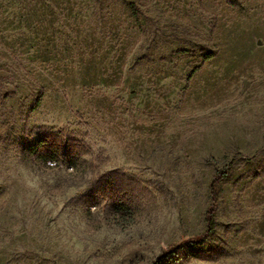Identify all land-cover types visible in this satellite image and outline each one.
<instances>
[{"label": "rangeland", "instance_id": "obj_1", "mask_svg": "<svg viewBox=\"0 0 264 264\" xmlns=\"http://www.w3.org/2000/svg\"><path fill=\"white\" fill-rule=\"evenodd\" d=\"M0 264H264V0H0Z\"/></svg>", "mask_w": 264, "mask_h": 264}, {"label": "trees", "instance_id": "obj_2", "mask_svg": "<svg viewBox=\"0 0 264 264\" xmlns=\"http://www.w3.org/2000/svg\"><path fill=\"white\" fill-rule=\"evenodd\" d=\"M132 10L135 15L138 14L137 10L135 9V5H132ZM213 58V55L207 57V60ZM198 69H195L193 74L197 72ZM43 99V93L41 92L38 99L36 100L35 107H38ZM26 154L29 155V159L34 163H39L43 165L52 164L54 166H58L63 162H69L71 166L74 168L77 166V162L71 156H68L64 153L61 147L56 142H48L47 139H40L33 145H31L27 150ZM229 177V170H223L215 175L211 184H210V195H211V204L207 209L206 212V230L204 233L194 236L186 243H193V244H200L208 239H210L216 231V210L217 204L219 201L220 195V186L221 184ZM104 197V194L98 195H91V206L90 207H97L101 204V198ZM116 212L119 215H125L127 213H131L133 207L130 203H121L118 204L115 208ZM179 246L173 247L169 249L166 254L174 253L176 250H179Z\"/></svg>", "mask_w": 264, "mask_h": 264}]
</instances>
